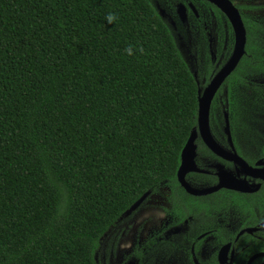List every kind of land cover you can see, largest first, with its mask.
<instances>
[{"label":"trees","instance_id":"trees-1","mask_svg":"<svg viewBox=\"0 0 264 264\" xmlns=\"http://www.w3.org/2000/svg\"><path fill=\"white\" fill-rule=\"evenodd\" d=\"M197 110L150 0H0V264H97L126 211L179 191Z\"/></svg>","mask_w":264,"mask_h":264},{"label":"flooded vegetation","instance_id":"flooded-vegetation-1","mask_svg":"<svg viewBox=\"0 0 264 264\" xmlns=\"http://www.w3.org/2000/svg\"><path fill=\"white\" fill-rule=\"evenodd\" d=\"M150 1L154 6L167 3L169 12L157 10L166 23L201 25L200 42L206 50L201 51L198 64L203 85L193 76L202 93L241 52L240 30L208 0ZM229 2L247 35L235 68L210 103L208 124L218 152L197 134L195 168L184 174L197 191L218 188L194 195L178 180L179 191L162 185L159 189L167 194L168 207L156 217L151 236L130 247L126 258L132 264H264V21L244 16ZM248 6L250 11L257 9ZM259 9L264 10V5Z\"/></svg>","mask_w":264,"mask_h":264},{"label":"rangeland","instance_id":"rangeland-1","mask_svg":"<svg viewBox=\"0 0 264 264\" xmlns=\"http://www.w3.org/2000/svg\"><path fill=\"white\" fill-rule=\"evenodd\" d=\"M231 1L240 8L244 16L249 17L250 19L254 18L264 21V10L259 9V7L264 5V0H254L253 2L249 0ZM249 4H254V7L257 8L256 11H250ZM155 6L160 12L163 10L169 12L167 3L158 2ZM167 25L170 27L191 72L194 74L197 81L203 85V77L201 76L198 64L201 51L206 50V47L200 42V32L202 31L201 25L196 23L173 24L168 22ZM243 32L244 39L242 41V50L241 52L239 50L240 54L238 53L239 57L242 51H244L246 44L247 33L244 26ZM207 72H209V67H207ZM257 79L259 82L262 80V77L258 76ZM232 95L233 93L230 89V98ZM234 112L235 110L233 113ZM167 207V194H164L162 189L142 197L130 210L126 211L121 216L116 226L110 229L102 238L100 247L95 256L97 264H132L131 260L126 258L130 255L128 254L130 247L138 245L141 239L151 236L154 224L156 223V217L160 214L163 216V213L165 212L164 210L167 209Z\"/></svg>","mask_w":264,"mask_h":264},{"label":"water","instance_id":"water-1","mask_svg":"<svg viewBox=\"0 0 264 264\" xmlns=\"http://www.w3.org/2000/svg\"><path fill=\"white\" fill-rule=\"evenodd\" d=\"M213 4L219 6L223 11L228 12L232 15L235 20L240 32V49L242 48V41L244 39L243 27L240 19V15L236 8L229 2V0H208ZM228 16V15H227ZM234 23V26L236 27ZM240 54V53H239ZM239 54L236 53L231 57V59L227 62V64L216 74V76L210 81L208 86L204 89L202 93H198V111H197V127L193 128L191 131L187 142L185 143L180 156V165L177 170V180L185 188V190L194 195H202L206 193H210L216 190L218 187H211L207 189H203V191H197V189L192 188L184 179V174L195 168L194 166V156H195V138L197 134H200L205 144L213 151H217V145L213 141L210 130H209V108L210 103L219 89L220 85L224 81V79L230 74V72L235 68ZM227 117V116H226Z\"/></svg>","mask_w":264,"mask_h":264},{"label":"clouds","instance_id":"clouds-1","mask_svg":"<svg viewBox=\"0 0 264 264\" xmlns=\"http://www.w3.org/2000/svg\"><path fill=\"white\" fill-rule=\"evenodd\" d=\"M115 20V17L112 15V14H109L107 17H106V21L111 24L113 23Z\"/></svg>","mask_w":264,"mask_h":264},{"label":"bare ground","instance_id":"bare-ground-1","mask_svg":"<svg viewBox=\"0 0 264 264\" xmlns=\"http://www.w3.org/2000/svg\"><path fill=\"white\" fill-rule=\"evenodd\" d=\"M227 15H228V17L236 24V22H235V20L233 19V17H232V15L231 14H229L228 12H225ZM236 28H237V30H239L238 29V26H237V24H236ZM239 32V31H238Z\"/></svg>","mask_w":264,"mask_h":264}]
</instances>
